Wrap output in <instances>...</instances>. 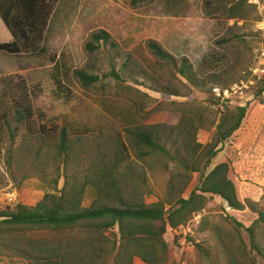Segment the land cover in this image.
<instances>
[{"label":"rangeland","instance_id":"374dc122","mask_svg":"<svg viewBox=\"0 0 264 264\" xmlns=\"http://www.w3.org/2000/svg\"><path fill=\"white\" fill-rule=\"evenodd\" d=\"M208 1L173 0L167 4L165 0H152L133 6L130 0H59L41 52L0 51V210L16 203L33 206L45 193L52 192L56 181L60 189L65 178L73 173L80 185L86 178L85 173L77 176L76 165L80 163L77 153L95 156L102 149L110 158L115 146L112 140L119 132L127 157L118 171L126 172L130 163L137 174L146 171V181L152 190L144 198L147 204L163 196L168 189L167 181L173 177H177L173 184L181 183L177 175L187 174L179 161L186 163L185 159H189V147L177 150L173 141L164 143L167 133L160 131L164 137L161 142L170 157L158 155L152 164L154 168L149 167L136 160L138 149L132 135L124 132L121 120L131 112L137 117L135 128L176 125L181 118L177 109L184 106H176L175 101L196 108L205 125L218 121L224 109L213 104L215 100L208 89L214 86L228 89L244 77L254 59L253 50L260 43L255 23L258 16L264 18V13L244 5L243 19L228 20L221 14V8L230 0H211L213 4ZM208 12L213 15L208 17ZM99 30L109 34L118 52L104 47L94 53L86 50L90 36ZM221 39L229 41L221 46L217 44ZM151 42L173 57L176 66L152 55L148 47ZM181 60H186L197 73L202 89L190 87L178 74ZM74 70H86L99 76L100 81L95 87L83 89L72 75ZM161 88L178 96L155 92ZM226 101L223 105L229 108L236 107L238 102L235 97ZM17 108L29 110L24 121L17 122L14 114ZM148 111L154 113L146 116ZM62 128L67 131L71 147V165H67L66 171L62 166L55 169L62 164V160L55 158ZM213 133V128L199 130L195 140L205 145ZM39 146L41 151L34 160L31 152ZM216 150L208 168L191 174L183 198L198 186L204 174L227 159L245 207L241 211H227L220 198L212 197L197 222L188 223L191 236L183 239L167 231L164 239L171 264L183 252L188 264H227L224 258L227 246L221 243L220 236H224V242L235 254L245 251L248 259L256 255L255 251L249 253L245 229L237 227L231 218L248 228L257 218L251 207L264 212L263 94H255L246 106L239 129ZM9 154L10 166L6 163ZM128 174L131 175V167ZM93 198L92 189L85 187L82 205L87 207ZM254 233L259 250L264 252V224L255 225ZM254 258L256 264H263L258 256ZM0 264L25 263L6 256L0 257Z\"/></svg>","mask_w":264,"mask_h":264},{"label":"trees","instance_id":"16d2710c","mask_svg":"<svg viewBox=\"0 0 264 264\" xmlns=\"http://www.w3.org/2000/svg\"><path fill=\"white\" fill-rule=\"evenodd\" d=\"M150 1L152 0H130V3L136 6ZM171 1L173 0H165L167 4ZM209 1L206 3L213 4ZM247 1L230 0V3L221 8V14L228 20L243 19L244 5L250 6ZM58 2L59 0H0V16L13 37V42L0 44V51L28 54L41 52L45 32ZM212 15L207 13L208 17ZM260 19L258 16L256 22ZM228 41L221 39L217 44L226 45ZM102 47L111 52H118L109 34L99 30L90 36L85 48L89 53H94ZM148 47L152 55L176 66L174 58L158 44L151 42ZM176 71L190 87L203 88L197 73L186 60H181ZM72 75L83 89L95 87L100 81L99 76L86 70H74ZM113 77L118 78L115 74ZM211 89L212 87L208 91L211 92ZM262 91L264 89H260L257 94H261ZM155 92L172 97L178 96L165 88ZM214 102L213 104L218 107V102ZM174 104L184 106L183 109L175 108L181 114L176 125H145L135 128L137 117L129 111L121 121L124 124V132L132 135L134 145L138 149L136 160L149 167L154 168L153 165L156 163L154 160H157L158 155L170 157L161 142L164 137H161L160 131L167 133L164 143L173 141L177 150L189 147V159H185L186 163L179 161L187 174L185 177L177 175L182 179L181 183L173 184L177 178L173 177L167 181L168 189L163 196L156 202L147 204L144 198L152 190L146 181L148 178L146 171L137 174L133 171L131 163L127 164L126 172L118 171L127 155L123 154L125 150L120 141L122 133H116L115 141L112 140L115 146L112 148L110 158L101 148L95 156L87 152L76 154V158L80 159V163L76 165L77 176L85 173L86 178L80 185H77L74 177L76 173H73L65 178L60 189L56 181L52 192L45 193L34 206L16 203L11 208L0 210V257L7 256L10 260L16 258L17 262L25 264H133L134 258L140 259L143 264H171L168 245L164 239L168 228L176 229L192 222L212 197L220 198L231 210H243L245 204L239 197L231 162L227 159L204 174L198 186L191 190L186 199L182 193L188 186L191 174L200 171L201 168L202 170L208 168L218 146L224 144L239 129L248 104L240 106L237 102L233 108L223 105L224 111L220 112L218 121L210 125L201 123L203 115L186 102L174 101ZM22 109L24 108H17L14 113L17 122L24 121L29 116V110L23 112ZM153 113L148 111L146 116ZM130 127L134 129H129ZM211 128L214 129V133L209 143L202 145L195 140L199 130ZM67 135L66 129L62 128L55 157L62 160V164L56 166V170H60L62 166L63 171H66L67 165H71L69 161L71 147ZM12 141L13 139L10 142ZM40 151L39 146L35 152H31L34 160L38 158ZM9 159L10 154L6 159L8 166L11 164ZM128 167H131V175L128 174ZM87 186L92 189L94 198L85 207L82 200L84 188ZM251 210L257 215L253 226L244 228L236 220L231 218V221L237 227L245 229L249 236V253L255 251L256 255L248 259L245 251L242 254H235L224 242V236H220L221 243L227 246L224 253L227 264H256L254 257L257 256L264 264V252L259 250L254 233L255 225L264 224V212L254 207H251ZM187 241L192 242L191 239ZM195 246L199 248L198 245ZM183 259L188 264L186 256H183Z\"/></svg>","mask_w":264,"mask_h":264},{"label":"built area","instance_id":"2783aa9c","mask_svg":"<svg viewBox=\"0 0 264 264\" xmlns=\"http://www.w3.org/2000/svg\"><path fill=\"white\" fill-rule=\"evenodd\" d=\"M247 3L260 13H264V0H248ZM255 32L260 37V43L254 48V59L252 64L245 72L244 77L236 84L228 89H221L214 86L211 89V95L216 102H218L219 108L223 107L229 98L235 97L240 106L250 104L254 100L255 94L263 89L264 85V18L262 17L255 23ZM264 95V91L261 92ZM225 209L228 211L230 208L225 205ZM200 214L197 215L190 224L197 222ZM190 224L181 226L176 229L168 228V232L178 236L186 238L191 236L192 230ZM184 244V243H183ZM176 259V264H186V261L180 253Z\"/></svg>","mask_w":264,"mask_h":264},{"label":"crops","instance_id":"0c3cea01","mask_svg":"<svg viewBox=\"0 0 264 264\" xmlns=\"http://www.w3.org/2000/svg\"><path fill=\"white\" fill-rule=\"evenodd\" d=\"M13 42V37L12 35L10 34L9 30L7 29V27L5 26V23L3 22L1 16H0V44H3V43H11ZM42 198V197H41ZM40 198V199H41ZM39 199V200H40ZM38 200V201H39ZM37 201V202H38ZM22 204V203H21ZM35 205V204H34ZM33 205V206H34ZM143 264L140 259L138 258H134L133 260V264Z\"/></svg>","mask_w":264,"mask_h":264}]
</instances>
